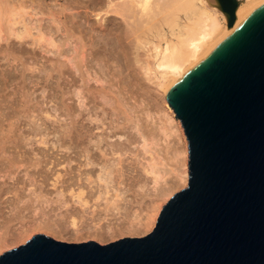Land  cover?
Returning <instances> with one entry per match:
<instances>
[{"label":"bare ground","instance_id":"6f19581e","mask_svg":"<svg viewBox=\"0 0 264 264\" xmlns=\"http://www.w3.org/2000/svg\"><path fill=\"white\" fill-rule=\"evenodd\" d=\"M153 1L65 0L50 6L46 0H0V92L20 76L13 93L22 97L0 117V248L24 242L31 229L67 239L69 227L80 222L94 229L96 238L116 229L148 234L176 190L188 186L187 141L183 163L174 145L167 144L163 156L152 149L163 137L186 134L170 105L167 119L154 126L152 111L159 108L149 100L147 81L168 103L183 79L264 0H237L232 27L223 9V20L218 16L219 0H188L192 13H178L169 28ZM30 61L43 63L38 73ZM62 76L68 77L64 86ZM40 83L61 88L73 101L66 109L73 116L70 125L55 129L52 144L44 116L40 124L32 118L39 110L48 120L53 115L37 109L24 92ZM79 99L80 109L73 106ZM108 217L116 222L100 225Z\"/></svg>","mask_w":264,"mask_h":264},{"label":"water","instance_id":"95a60500","mask_svg":"<svg viewBox=\"0 0 264 264\" xmlns=\"http://www.w3.org/2000/svg\"><path fill=\"white\" fill-rule=\"evenodd\" d=\"M235 23L237 0H219ZM189 184L154 230L108 244L37 234L0 264H264V6L173 90Z\"/></svg>","mask_w":264,"mask_h":264},{"label":"rangeland","instance_id":"374dc122","mask_svg":"<svg viewBox=\"0 0 264 264\" xmlns=\"http://www.w3.org/2000/svg\"><path fill=\"white\" fill-rule=\"evenodd\" d=\"M65 2V0H46V4L47 5H50V6H54L55 4H57V5H59L60 3H64ZM153 2H157V3H159V6H160V9H161V11H162V16H163V19L164 20H162V22L164 23V26L166 27V28H169L170 27V25H172L173 24V21H174V19L176 18V15L179 13V15L181 16V17H185V13H186V11L188 12V13H192V11L190 10V1H188V0H154ZM208 5H210V3L208 4ZM212 6H213V8L215 7V5H213L212 4ZM220 9L222 10V8L220 7L219 8V12L221 13H219L218 11H217V13H219L218 14V16L220 17V19H222V17H223V14H222V12L220 11ZM186 10V11H185ZM227 16H228V14L226 13V12H224ZM228 18H229V16H228ZM93 20H95V17H90V21H93ZM223 20V19H222ZM165 21H166V23H165ZM166 24V25H165ZM12 56H10V58H11ZM13 58V57H12ZM12 60V59H11ZM8 61V60H7ZM3 62V64L6 62V61H2ZM2 62H1V65H3L2 64ZM32 61H30V65L29 66H31V67H35L37 70H36V72L38 73V66H41V65H43V63L42 62H40V64L38 65V64H35V65H32V63H31ZM7 63V62H6ZM5 63V64H6ZM11 64H14L15 66L16 65H18V63H17V61L16 62H13V60H12V63ZM4 67V66H3ZM21 67V65L19 64V68ZM2 69H4V68H2ZM34 73V74H37V73ZM56 75H57V73H56ZM63 77V82H62V80H61V83H62V85L64 86L65 85V83H67L68 82V77L67 76H62ZM66 78V79H65ZM19 81L21 82V77L19 76ZM56 80V78L55 79H53V81H52V83H53V85L55 86L56 85V83H54V82H56L55 81ZM18 81V80H17ZM14 82L13 84H10L9 86H8V88L4 91V92H0V117H1V113H3V111H4V109L7 107V106H9V105H11L12 103H14L16 100H18L19 98V100L18 101H22V97H21V95L19 94V95H16L15 96V91L14 90H16V89H18L19 87H18V85H19V81L18 82ZM148 82V84L149 85H147L148 86V88H146V89H148V97H149V100H150V102H151V104H154V102L158 105V108H159V110L158 111H152L153 112V124H154V126L155 127H159L160 126V122L162 121V120H166L167 119V115L169 114V102L167 103L166 102V100H165V93L163 92V91H161L160 92V90L159 89H157L156 88V86L154 85L155 83L154 82H149V81H147ZM18 83V84H17ZM34 84H31V85H29V87L26 89V90H24V92L25 93H28V94H30L31 96H32V99H33V101L32 102H35V103H31V104H35L36 105V107H37V109H40V107H41V109L42 110H45L46 112H48L49 114H51V115H53L52 116V118L50 119V120H48V119H46V116H45V114L43 113V112H41V110H39L40 111V114L39 113H37V111H36V113H33V118L32 119H36L35 121H38V124H40L41 122H42V120H41V117H43L44 116V118H42V119H45L46 121H47V125H49V129L48 130H46L45 132L47 133V132H49V130H50V136H49V140H50V143L52 144V143H54V142H56V137H55V129L57 130V129H61V130H63L64 129V127H67L68 125H70V120H72V118H73V116H70V115H68L67 113H68V111L66 110L67 109V105L68 104H70V105H72V99H70V100H68L69 98H68V95H66L65 97H63L62 96V91L63 90H61V88L59 89H56V90H54V89H52L51 90V86L49 87V84L48 83H46L45 85H44V83H40V85H35V86H33ZM47 85V86H46ZM31 87V88H30ZM73 88H75V89H73ZM72 89L73 90H76V91H80V89H81V87L80 86H74ZM145 87H144V89L141 91V92H146L145 90ZM150 90H155V91H152V92H150ZM157 90H159V91H157ZM56 91V92H55ZM14 92V93H13ZM32 93V94H31ZM54 93H55V95H54ZM153 95H152V94ZM155 93V94H154ZM13 94H14V96H13ZM152 95V96H151ZM20 96V97H19ZM36 96H37V98H36ZM48 96V97H47ZM61 96V97H60ZM13 97V98H12ZM15 97V98H14ZM53 97V98H52ZM55 97V98H54ZM56 97H58V98H56ZM67 97V98H66ZM63 98V99H62ZM152 98V99H151ZM7 99V100H6ZM36 99H37V101H36ZM40 99V100H39ZM67 101H66V100ZM5 100V101H4ZM45 100V101H44ZM56 100V101H55ZM59 100H61V101H59ZM80 100L81 99H79V101L75 104V105H73V106H75V107H77V108H79L80 109V107H79V105H77L78 103H80ZM8 101H9V103H8ZM12 101V102H11ZM64 101V102H63ZM40 102H42V103H40ZM61 102H63V103H61ZM65 102H66V104H65ZM82 104H88V101H87V99H83L82 100ZM87 102V103H86ZM8 103V104H7ZM11 103V104H10ZM39 104V105H38ZM40 104H41V106H40ZM43 104V105H42ZM63 106H62V105ZM5 105V106H4ZM39 106V107H38ZM92 106V104H88V108H90ZM59 107V108H58ZM65 109H64V108ZM4 108V109H3ZM45 108V109H44ZM76 108V109H77ZM83 109V108H82ZM3 110V111H2ZM57 110V111H56ZM44 111V112H45ZM78 111V110H77ZM86 112H88V111H86ZM156 112V113H155ZM43 113V114H42ZM78 112H75V114H77ZM37 114H38V116H37ZM63 114H65V115H63ZM92 114V113H91ZM155 114V115H154ZM41 116V117H40ZM164 116V117H163ZM38 117V118H37ZM40 117V118H39ZM75 117V116H74ZM88 117V116H87ZM156 117V118H155ZM158 117V118H157ZM163 118V119H161V118ZM166 118V119H165ZM53 119V120H52ZM53 122H52V121ZM54 120H56V121H54ZM69 120V121H68ZM156 120V121H155ZM158 121H159V123H158ZM69 122V123H68ZM157 122V123H156ZM68 124V125H67ZM157 124V125H156ZM51 125V126H50ZM61 125V126H60ZM170 126H172V128L175 130L176 129V126H175V123H172V124H170ZM61 127V128H60ZM43 128H45V127H43ZM24 130V128H22V131ZM51 130H52V132H51ZM185 131V130H184ZM54 132V133H53ZM52 133V134H51ZM164 139H162V140H160L159 142V145L158 146H155V145H152V149L153 150H157L158 152H161L160 153V155L161 156H163L162 155V153H164L165 152V148H166V146H167V144H171V145H174V149H175V151L178 153L177 154V158L179 159V160H181V162L183 163V161H184V155H185V148H186V146L184 145V143L187 141V143H188V145H189V142H188V139H187V136L185 135V138H183V136H181L178 132L176 133V135L174 136H171L169 139H165V137H163ZM167 140V141H166ZM54 141V142H53ZM160 146V147H159ZM156 147H157V149H156ZM159 149H160V151H159ZM162 149V150H161ZM164 150V151H163ZM174 151V150H173ZM174 151V152H175ZM168 156V155H167ZM169 156H170V154H169ZM171 168V167H170ZM182 170H184V167H182ZM178 180H179V178H178ZM124 186L125 185H122L121 187L122 188H124ZM150 187H149V191H152L151 189H154L153 188V185L152 184H150L149 185ZM183 188H185V187H181V188H179V189H177L176 190V192L175 193H177V192H179L180 190H182ZM130 196H132V195H129V199L131 198V199H133L134 200V197L132 196V197H130ZM149 197H148V199H146V201H148L149 202ZM135 205V208H137L138 207V205H137V203H135L134 204ZM137 205V206H136ZM103 207V206H102ZM101 207V208H102ZM110 221H112V223L113 222H116V219H114L113 217H108V218H106V219H104L103 221H101V223H100V225L101 224H109L110 223ZM89 223H91V221H89ZM93 226H94V224H92ZM100 225H98V227L100 226ZM113 225V224H112ZM77 229H78V231H77ZM30 234V235H29ZM29 234H28V236L29 237H27V239L25 240L26 242L29 240V239H31L33 236H35V235H37V234H45V235H47V236H49V237H52V238H54V239H56V240H61V241H65V242H73V243H81V242H87V241H91V240H93V241H97V242H99L100 244H108V243H110V242H114V241H116V240H119V239H122V238H125V237H141V236H144V235H146V233H143V234H141V235H128V234H123V233H121L120 232V230H118V229H116V230H114V231H110V232H108V233H106L104 236H102V237H100V238H96V232H95V230L94 229H92V228H87L86 226H83V224H82V222H80L79 224H78V226H73V227H69V233L68 234H70L69 236H67V239L66 238H60L59 237V235H55V234H53V233H48L47 231H45V230H39V229H36V230H33V229H31L30 231H29ZM72 235V236H71ZM70 237V238H69ZM23 242V241H20V243L19 242H7V244H5V246H3L2 248H0V255L1 254H3L4 252H6V251H8V250H10V249H13V248H16V247H18V246H20V245H22V244H25L26 242ZM22 242V243H21Z\"/></svg>","mask_w":264,"mask_h":264}]
</instances>
